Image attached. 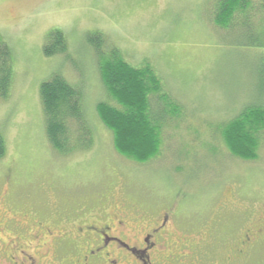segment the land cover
Masks as SVG:
<instances>
[{"label":"rangeland","instance_id":"1","mask_svg":"<svg viewBox=\"0 0 264 264\" xmlns=\"http://www.w3.org/2000/svg\"><path fill=\"white\" fill-rule=\"evenodd\" d=\"M216 1L0 0V37L12 70L8 94L0 98V213L19 222L23 214L28 220L40 214L49 227L56 220L58 230L116 210L133 227L166 213L167 242L177 244L169 252L189 256L184 264H224L232 248L228 227L234 235L250 224L234 207L264 208V142L258 160L244 161L227 152L218 134L244 108L264 107V37L255 28L264 0H253L257 14L246 31L240 18L227 30L217 28L210 15ZM55 30L67 52L46 57L43 46ZM95 33L129 65L149 64L183 107L164 132L157 160L138 165L116 153L98 118L97 104L111 102L89 42ZM53 75L82 92L92 131L86 151L63 156L46 139L39 92ZM0 238L14 243L6 230ZM23 243L40 253L42 242ZM190 245L197 253L189 254ZM53 247L39 256L52 258Z\"/></svg>","mask_w":264,"mask_h":264},{"label":"trees","instance_id":"2","mask_svg":"<svg viewBox=\"0 0 264 264\" xmlns=\"http://www.w3.org/2000/svg\"><path fill=\"white\" fill-rule=\"evenodd\" d=\"M256 14L253 0H217L210 15L213 24L221 30L234 26L240 18L242 29L246 31ZM255 28L259 37H264V15ZM89 42L96 56L101 83L111 102L97 104L96 112L102 125L112 134L114 150L138 165L159 159L164 132L174 120L180 119L183 107L165 91L149 64L129 65L116 48L105 47L100 34H92ZM262 43L257 40L256 44ZM66 52L62 33L57 30L50 33L43 46L44 55L50 57ZM11 74L10 50L0 37L1 99L8 94ZM39 94L50 147L63 156L90 149L92 131L82 111L80 88L69 84L62 76L53 75L41 84ZM218 134L231 156L244 161L258 160L264 142V107L244 108L235 118L223 123ZM4 150L0 136V159Z\"/></svg>","mask_w":264,"mask_h":264},{"label":"flooded vegetation","instance_id":"3","mask_svg":"<svg viewBox=\"0 0 264 264\" xmlns=\"http://www.w3.org/2000/svg\"><path fill=\"white\" fill-rule=\"evenodd\" d=\"M6 200L11 207L16 206L15 203H8V198ZM234 208L240 210V218L243 214L245 221L250 224L242 232L235 228V234L240 232L238 235H233V230L228 227L226 234L232 237V248L224 264H258L260 258V262L264 263V208ZM119 212L122 211L116 210V215L103 214L90 219H78L69 225V229L63 227L62 230L54 227L58 225L54 219L51 220V227L44 224L40 214H34V220H28L29 217L23 214L19 222L7 212L0 213V235L6 230L11 237L14 236L12 244L0 238V264H184V259H188L186 254L169 252L170 247L177 244L169 245L170 242H167L171 230L166 213L133 227ZM26 238L42 242L38 246L40 249L50 248V243L54 244L53 257L39 256L40 249H36L35 253H40L35 256L30 251V245L23 243ZM189 248V254L197 253L195 245ZM67 254L71 257H67ZM201 255L204 258L208 253L204 251ZM208 261L205 259L200 264Z\"/></svg>","mask_w":264,"mask_h":264}]
</instances>
